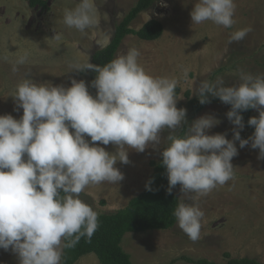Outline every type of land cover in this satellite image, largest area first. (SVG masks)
Instances as JSON below:
<instances>
[{"label": "clouds", "instance_id": "1", "mask_svg": "<svg viewBox=\"0 0 264 264\" xmlns=\"http://www.w3.org/2000/svg\"><path fill=\"white\" fill-rule=\"evenodd\" d=\"M235 11V0H198L190 17L192 23L211 21L231 28ZM96 12L95 0H79L75 8L64 10L63 23L84 32L96 24ZM251 31V26L236 30L228 43L242 41ZM139 55L133 47L102 67L72 65L73 70L96 73L91 82L95 95L84 80L71 79L65 87L26 76L17 84L13 98L22 116L0 115V249L11 248L19 264H61L64 249L75 247L82 237L90 240L99 227L98 213L80 194L90 185L123 180L116 163H129L130 149L144 152L160 145L165 129L168 143L161 155L167 191L180 186L182 198L173 215L193 242L200 239L204 216L196 196H207L234 179V142L259 149L258 158L264 159V74L241 71L237 85L226 86L217 78L196 89L201 104L212 96L231 106L226 113L235 126L231 140L226 133L207 134L220 122L208 114L179 136L176 130L185 123L186 109L176 107L178 80L148 74ZM27 60L25 52L13 72ZM248 109H257L259 117L249 118L254 133L243 139L240 112ZM110 143L114 152L100 146ZM150 184L146 190H152Z\"/></svg>", "mask_w": 264, "mask_h": 264}, {"label": "rangeland", "instance_id": "2", "mask_svg": "<svg viewBox=\"0 0 264 264\" xmlns=\"http://www.w3.org/2000/svg\"><path fill=\"white\" fill-rule=\"evenodd\" d=\"M41 1L44 6L31 7L29 0H0V115L10 114L15 119L22 116L23 110L17 107L13 96L17 84L26 76L36 82L65 87L70 86L71 79L84 80L90 94L95 95L87 73L71 66L90 63L92 54L108 45L116 25L137 2L95 0L97 22L80 32L63 23L64 10L75 8L79 0ZM197 2L153 0L131 22L130 28L137 31L146 22L156 20L162 25L161 36L149 42L129 35L115 58L135 47L140 53L138 61L148 74L178 80L176 107L186 109V117L176 130L177 135L183 126L187 131L195 119L208 114L220 122L207 134L226 133V138L231 140L235 126L227 119L228 109L224 104L209 105L195 115L188 100L198 98L195 92L202 81L223 78L226 86L237 85L241 71L264 74V0H235V23L231 28L211 21L192 23L190 12ZM248 26L252 31L242 41L228 43L233 32ZM25 52L28 60L17 65L18 71L13 72L16 59ZM252 114L259 117L257 109H252ZM239 131L243 139L254 133L244 127ZM160 135V145H150L144 152L130 149L129 163H116L123 180L117 184L90 185L80 194L81 199L98 215L125 207L145 189L152 173L151 162H157L167 146L168 130ZM234 143L238 149L237 156L231 160L234 179L207 196H196L204 213L200 239L191 241L177 222L167 230L125 233L120 246L132 264H190L182 258L214 264H226L230 258H249L264 264V159L258 158L259 149H252L250 144L240 148L238 141ZM100 146L115 151L111 143ZM176 192L181 199L180 188ZM0 264H19V257L11 248L0 249ZM74 264L99 263L94 254H86Z\"/></svg>", "mask_w": 264, "mask_h": 264}, {"label": "trees", "instance_id": "3", "mask_svg": "<svg viewBox=\"0 0 264 264\" xmlns=\"http://www.w3.org/2000/svg\"><path fill=\"white\" fill-rule=\"evenodd\" d=\"M153 3V0H137L135 5L127 12L122 20L116 25L113 36L108 45L104 48L96 50L92 56L90 63L97 66H104L113 60L118 52L123 40L134 35L142 41H155L162 34V25L156 20L146 22L139 30L134 31L130 28L132 21L136 17L146 11ZM40 4L44 6L41 0H29L31 7ZM87 73L90 83L95 79L96 73L91 69L84 70ZM179 89L176 87V96ZM189 97V92L185 93ZM209 102L201 104L199 98L188 100V104L193 114L200 113L205 107L222 103L228 111L231 106L220 101L219 98L209 96ZM243 117L244 128L254 132V126L248 125L250 117H256L252 114V109L240 112ZM186 132V126H183L179 136H183ZM152 173L149 177L151 180V191L146 188L132 198L124 208L114 212L98 215L99 227L89 240L82 237L73 248L64 249L61 264H74L80 257L86 254H94L99 264H132L130 257L125 253L121 246V240L125 233H139L145 231H161L172 228L176 224L173 215L174 209L179 202L177 185L172 189L171 193L167 191L168 179L166 169L162 164V155L157 162H151ZM225 258H230L228 254H224ZM190 264H214L206 260H190L182 258ZM226 264H262L256 260L249 258L227 260Z\"/></svg>", "mask_w": 264, "mask_h": 264}, {"label": "crops", "instance_id": "4", "mask_svg": "<svg viewBox=\"0 0 264 264\" xmlns=\"http://www.w3.org/2000/svg\"><path fill=\"white\" fill-rule=\"evenodd\" d=\"M124 208V207H123Z\"/></svg>", "mask_w": 264, "mask_h": 264}]
</instances>
